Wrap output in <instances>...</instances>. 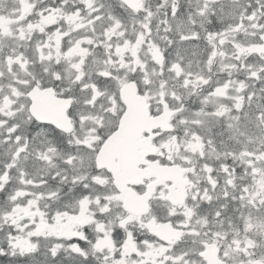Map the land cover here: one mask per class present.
<instances>
[{
	"label": "snow or ice",
	"instance_id": "obj_1",
	"mask_svg": "<svg viewBox=\"0 0 264 264\" xmlns=\"http://www.w3.org/2000/svg\"><path fill=\"white\" fill-rule=\"evenodd\" d=\"M0 264H264V0H0Z\"/></svg>",
	"mask_w": 264,
	"mask_h": 264
}]
</instances>
